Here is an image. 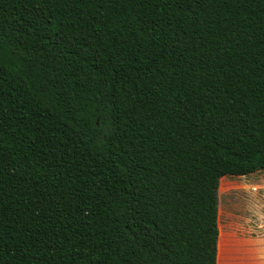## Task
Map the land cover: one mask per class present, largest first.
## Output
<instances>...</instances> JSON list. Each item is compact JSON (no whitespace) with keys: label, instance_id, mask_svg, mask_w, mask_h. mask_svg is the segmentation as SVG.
Returning a JSON list of instances; mask_svg holds the SVG:
<instances>
[{"label":"trees","instance_id":"1","mask_svg":"<svg viewBox=\"0 0 264 264\" xmlns=\"http://www.w3.org/2000/svg\"><path fill=\"white\" fill-rule=\"evenodd\" d=\"M263 169L264 0H0V264H218Z\"/></svg>","mask_w":264,"mask_h":264},{"label":"crops","instance_id":"2","mask_svg":"<svg viewBox=\"0 0 264 264\" xmlns=\"http://www.w3.org/2000/svg\"><path fill=\"white\" fill-rule=\"evenodd\" d=\"M226 176L220 180L219 215L222 181H230L231 187L243 193L246 200L241 202L246 201L250 207L240 216L241 221H220L219 218L218 264H264V169ZM236 204L239 205L238 200Z\"/></svg>","mask_w":264,"mask_h":264},{"label":"rangeland","instance_id":"3","mask_svg":"<svg viewBox=\"0 0 264 264\" xmlns=\"http://www.w3.org/2000/svg\"><path fill=\"white\" fill-rule=\"evenodd\" d=\"M260 175V174H258ZM226 177H232L226 176ZM237 177V176H234ZM223 177L222 179H224ZM257 179L258 176L256 177ZM230 181H222L220 188V221H241L240 216L248 210V205L245 202L246 197L239 190L234 189L230 185ZM237 200L238 204L237 205Z\"/></svg>","mask_w":264,"mask_h":264}]
</instances>
